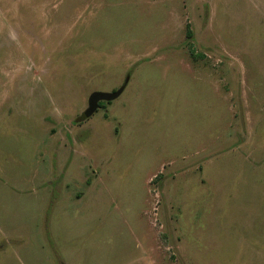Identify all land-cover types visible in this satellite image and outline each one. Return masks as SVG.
Instances as JSON below:
<instances>
[{"label": "rangeland", "instance_id": "1", "mask_svg": "<svg viewBox=\"0 0 264 264\" xmlns=\"http://www.w3.org/2000/svg\"><path fill=\"white\" fill-rule=\"evenodd\" d=\"M0 264H264V0H0Z\"/></svg>", "mask_w": 264, "mask_h": 264}, {"label": "water", "instance_id": "2", "mask_svg": "<svg viewBox=\"0 0 264 264\" xmlns=\"http://www.w3.org/2000/svg\"><path fill=\"white\" fill-rule=\"evenodd\" d=\"M120 93V90H117L115 92H93L89 95L88 98V107L85 110L83 116H88L91 113L94 112V110L97 108L98 106V102L101 100H106L109 101L111 99L116 98Z\"/></svg>", "mask_w": 264, "mask_h": 264}, {"label": "trees", "instance_id": "3", "mask_svg": "<svg viewBox=\"0 0 264 264\" xmlns=\"http://www.w3.org/2000/svg\"><path fill=\"white\" fill-rule=\"evenodd\" d=\"M101 104V103H100Z\"/></svg>", "mask_w": 264, "mask_h": 264}]
</instances>
